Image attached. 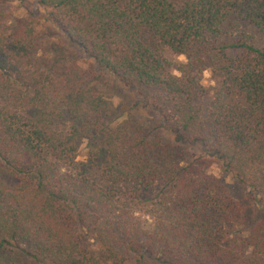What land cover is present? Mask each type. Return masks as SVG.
<instances>
[{
  "label": "trees",
  "instance_id": "trees-1",
  "mask_svg": "<svg viewBox=\"0 0 264 264\" xmlns=\"http://www.w3.org/2000/svg\"><path fill=\"white\" fill-rule=\"evenodd\" d=\"M8 1L0 264L20 243L45 264H264V0H34L87 75L49 57L33 17L3 22ZM169 53L185 62L175 69ZM105 77L157 113L170 141L119 121L95 84ZM86 139L94 148L80 160ZM250 205L261 217L247 231Z\"/></svg>",
  "mask_w": 264,
  "mask_h": 264
},
{
  "label": "rangeland",
  "instance_id": "rangeland-1",
  "mask_svg": "<svg viewBox=\"0 0 264 264\" xmlns=\"http://www.w3.org/2000/svg\"><path fill=\"white\" fill-rule=\"evenodd\" d=\"M1 10L6 14V17L2 19L3 22H15L24 18L33 17L36 21L37 28L42 31L46 30L48 33L47 37L43 40L44 45L48 48L49 57L59 58L62 57L64 65L69 68H74L76 65L79 67V72L82 71L86 75L91 72L89 62L86 61L84 54L79 52L76 48L65 45V40L57 36L56 28L46 21V11L36 4L34 0H9L6 4L1 7ZM67 47V49H66ZM170 58L174 61L175 69L185 62L184 57L175 56L169 53ZM202 85L212 92L218 85L210 72H204L201 76ZM97 88L104 92L111 101L113 109L115 110L116 116H119V121L127 119L128 116H132L147 130L153 132V137L160 136L163 141L169 142L170 139L167 137L164 131L161 129L162 121L159 115L153 112L149 107L142 105L136 106L138 102L137 95L130 89L124 88V86L118 83L116 80L105 77L101 83H95ZM94 148V144L90 140H83L79 144V159L85 160L89 152ZM190 153L201 156L202 151L198 148L188 147ZM212 172L215 175H222L216 168H212ZM223 179L230 186L233 194L244 201L243 190L241 186L233 181L230 176H223ZM4 181L7 185L15 187L17 182L9 177H4ZM159 189L145 193L143 199L152 201L156 199ZM247 220L245 223V229L248 231L254 225L255 222L261 217L260 210L255 205H250L247 210ZM264 216V215H262ZM36 251L34 247L29 243H20L15 245L13 248L3 253V259L8 264H45L37 261L35 258Z\"/></svg>",
  "mask_w": 264,
  "mask_h": 264
}]
</instances>
